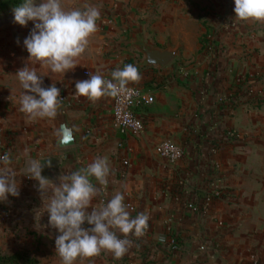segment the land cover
Wrapping results in <instances>:
<instances>
[{"label": "crops", "instance_id": "1", "mask_svg": "<svg viewBox=\"0 0 264 264\" xmlns=\"http://www.w3.org/2000/svg\"><path fill=\"white\" fill-rule=\"evenodd\" d=\"M151 2L124 6L139 17ZM234 8V0H160L149 31L138 29L150 44L178 49L163 68L138 65L128 33L134 23L121 18L97 23L79 65L65 74L29 60L28 30L0 36V153L10 155L20 192L0 201V249L27 251L38 264H62L55 247L59 231L49 224L29 164L38 160L45 165L42 175L59 183L61 174L100 156L113 169L104 202L124 192L132 217L146 213L149 226L143 236L128 237L132 245L122 258L104 250L75 264H264V78L251 81L256 73L264 77V22L240 20ZM126 64L141 74L129 84L154 97L135 108L145 123L137 133L114 126L113 97L92 102L75 88L89 73L111 79ZM25 66L43 77V87L56 84L70 116H85L80 146L53 149L52 119L32 120L20 111L24 90L16 73ZM165 139L183 145L182 160L158 155L156 146ZM93 204L99 207L101 199ZM168 233L175 246L164 241Z\"/></svg>", "mask_w": 264, "mask_h": 264}, {"label": "clouds", "instance_id": "2", "mask_svg": "<svg viewBox=\"0 0 264 264\" xmlns=\"http://www.w3.org/2000/svg\"><path fill=\"white\" fill-rule=\"evenodd\" d=\"M234 3L236 18L264 22V0H234ZM13 11L15 23L21 26L34 23L30 35L24 40L29 60L59 74L79 65L78 60L88 48L90 37L98 30L97 21L101 16L99 8L94 5H85L83 9L68 8L62 0H42L38 5L36 0H23ZM16 76L24 90L19 97L20 111L32 120L55 119L62 109L61 90L56 84L43 87V77L29 66L19 69ZM89 76L90 79L76 81L75 88L76 94L92 102L103 97L126 95L129 83L141 80L139 69L132 64L113 70L111 79L94 73ZM75 131L74 127L61 124L56 133L58 142L67 145L73 141ZM11 164L9 154L0 156V201H7L9 194L20 195ZM44 166L38 160L31 161L28 176L39 182L49 224L59 231L55 247L62 264H75L78 258L98 256L104 250L120 259L132 245L128 237L144 235L149 216L141 212L132 217L124 192H115L106 203L103 200L104 189L113 175L107 157L97 156L86 167L61 174L59 183L42 175ZM47 166L51 167V161ZM97 198L101 199L99 207L93 204ZM85 222L91 227L85 228Z\"/></svg>", "mask_w": 264, "mask_h": 264}, {"label": "rangeland", "instance_id": "3", "mask_svg": "<svg viewBox=\"0 0 264 264\" xmlns=\"http://www.w3.org/2000/svg\"><path fill=\"white\" fill-rule=\"evenodd\" d=\"M134 0H62V3L68 7H77L80 9H83L85 5H94L96 7L99 8L100 12H101V16L100 19L97 21V23H102L103 20H109V19H122L124 20L126 23L128 22H133L134 24L131 25L130 27L128 26V33L129 38H134L135 34L134 32L138 29L139 26L143 27V30H145L146 32L149 31V25L152 20L154 19L158 9H159V1L160 0H152L151 2V6L149 7L150 9H146L145 12H141V11H137V15L139 17H134V13H132V11L129 12L128 8H125V4H131ZM174 2H179L180 0H173ZM42 2V0H36L37 5ZM149 3V2H147ZM128 5V6H129ZM150 10V11H149ZM126 11V13L124 12ZM136 21H135V20ZM144 19V20H143ZM141 21H143V23H141ZM34 28V23L33 22H29L27 26H21L18 23L14 22V11L11 12H4L0 14V36H4V35H15L18 36L20 34L24 35V32H26V30H28V32L30 33L31 30ZM23 32V33H22ZM134 52L138 53V55L135 56L136 61H138V65L139 62L142 60L143 55L141 52H139L136 48L134 50ZM255 78H253L251 81H259L261 78H264L262 76H260V74L256 73ZM258 78V79H256ZM253 84V83H252ZM251 84V85H252ZM256 85V84H253ZM255 90V89H254ZM262 95H259V97H261ZM263 98L261 97L260 99H258V102L260 103ZM3 253H11V252H16V251H3V249H0ZM18 251H23V250H18ZM27 252V251H26ZM29 255L33 256L32 254H30L29 252H27ZM35 257V256H33ZM36 258V257H35ZM25 264V263H23Z\"/></svg>", "mask_w": 264, "mask_h": 264}, {"label": "built area", "instance_id": "4", "mask_svg": "<svg viewBox=\"0 0 264 264\" xmlns=\"http://www.w3.org/2000/svg\"><path fill=\"white\" fill-rule=\"evenodd\" d=\"M128 89V94L112 98V121L116 128L137 133L144 129L145 123L137 115L135 108L141 102L144 104H151L154 101V97L145 93L144 89L137 85L129 84ZM0 132H2L1 128ZM156 151L158 155L168 160L170 163L179 162L184 158L185 155L183 145L174 139L162 140L156 146ZM213 151L216 152L217 148H213ZM5 153L6 152H1L0 156L4 155ZM129 164L130 160L126 159L124 161V165L128 166ZM103 200H105V198H103ZM125 203L129 205L130 209H134V206L131 203ZM190 206L195 208V205L193 204ZM164 241L171 246H175L177 244V241L172 233H168Z\"/></svg>", "mask_w": 264, "mask_h": 264}, {"label": "water", "instance_id": "5", "mask_svg": "<svg viewBox=\"0 0 264 264\" xmlns=\"http://www.w3.org/2000/svg\"><path fill=\"white\" fill-rule=\"evenodd\" d=\"M131 44L143 55L142 60L139 62L140 67L163 68L172 62L178 54V49H173L171 47L161 49L150 44L146 41L145 36L140 29L135 31V37ZM84 119L85 116H70L68 107L62 101V109L60 113L55 119H52L56 129L52 137L49 139V144L53 147V149L62 150L80 146L82 142V132L80 131L79 126L82 124ZM61 124H67L69 127H74L77 129V131L74 133L73 141L67 145H61L58 142V136L56 135Z\"/></svg>", "mask_w": 264, "mask_h": 264}, {"label": "trees", "instance_id": "6", "mask_svg": "<svg viewBox=\"0 0 264 264\" xmlns=\"http://www.w3.org/2000/svg\"><path fill=\"white\" fill-rule=\"evenodd\" d=\"M23 0H0V14L6 11L11 12L20 5ZM205 38H201V43H206ZM38 264V259L29 255L26 251H16L3 253L0 250V264Z\"/></svg>", "mask_w": 264, "mask_h": 264}]
</instances>
